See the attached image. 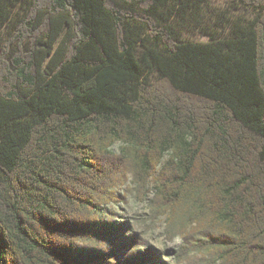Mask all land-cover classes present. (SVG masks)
<instances>
[{"label":"trees","instance_id":"1","mask_svg":"<svg viewBox=\"0 0 264 264\" xmlns=\"http://www.w3.org/2000/svg\"><path fill=\"white\" fill-rule=\"evenodd\" d=\"M125 192L173 264H264V0H0V264H169Z\"/></svg>","mask_w":264,"mask_h":264},{"label":"rangeland","instance_id":"2","mask_svg":"<svg viewBox=\"0 0 264 264\" xmlns=\"http://www.w3.org/2000/svg\"><path fill=\"white\" fill-rule=\"evenodd\" d=\"M224 2L225 0H217ZM117 145L114 146V149ZM126 193V192H125ZM152 193L144 201H141L133 194L126 193V197L121 198L119 204L111 208L117 223L127 222L129 224V235L138 236L141 246L138 251L152 248L158 255L160 262L173 264L174 253L180 245L178 238L168 240L165 236V221L160 218L153 220L149 210V201Z\"/></svg>","mask_w":264,"mask_h":264}]
</instances>
